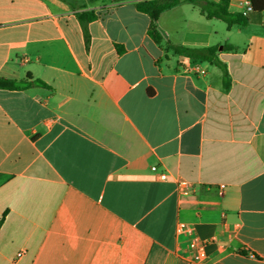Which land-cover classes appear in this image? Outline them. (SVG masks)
<instances>
[{"label": "crops", "instance_id": "1", "mask_svg": "<svg viewBox=\"0 0 264 264\" xmlns=\"http://www.w3.org/2000/svg\"><path fill=\"white\" fill-rule=\"evenodd\" d=\"M219 20L182 2L158 27L219 45L228 89L214 64L167 55L136 0H0V77L28 85L0 89V264H197L179 222L216 239L206 264H264V11Z\"/></svg>", "mask_w": 264, "mask_h": 264}, {"label": "trees", "instance_id": "2", "mask_svg": "<svg viewBox=\"0 0 264 264\" xmlns=\"http://www.w3.org/2000/svg\"><path fill=\"white\" fill-rule=\"evenodd\" d=\"M250 1L253 9L248 14L230 11L226 1L223 3H213L206 0H136V8L139 12L147 14L150 17L148 35L157 45L165 50L167 55L168 53H173L175 55L190 57L192 60L206 61L214 64L221 69L224 87L225 89H228L230 84L229 72L227 65L219 58V45L202 48L176 45L165 38L161 33L158 27V20L164 11L172 9L182 2H190L198 6L201 14L207 19L216 18L224 21L227 25V29L230 31L236 25L247 26L252 15H260L264 11V0ZM77 16L85 29L89 22L97 19V15L93 11L79 12L77 13ZM223 49L231 51L235 50V47L233 45H225L223 46ZM28 78L31 79L32 76L29 74ZM34 81L40 85H47L41 80ZM27 87L28 85L26 84V81L0 77V89L22 90ZM5 216L6 214H4L0 221V227L4 223Z\"/></svg>", "mask_w": 264, "mask_h": 264}, {"label": "built area", "instance_id": "3", "mask_svg": "<svg viewBox=\"0 0 264 264\" xmlns=\"http://www.w3.org/2000/svg\"><path fill=\"white\" fill-rule=\"evenodd\" d=\"M252 5L251 1L246 2V9L245 14L252 11ZM152 170L156 172L158 169L156 166L152 167ZM160 178L162 180L167 179L166 173H160ZM178 186V192L182 195H187L191 192V184L181 179L177 182ZM223 186L220 187L219 192L222 194ZM176 232L179 236L183 235L185 236V241L179 242L177 245V252L179 254L183 255V258L186 260L197 263V264H206L209 260V253L207 251V247L210 243H213L216 241V239H204L201 236H199L196 232L193 226L185 223V222H179L176 228ZM22 253H19L18 256H21Z\"/></svg>", "mask_w": 264, "mask_h": 264}, {"label": "rangeland", "instance_id": "4", "mask_svg": "<svg viewBox=\"0 0 264 264\" xmlns=\"http://www.w3.org/2000/svg\"><path fill=\"white\" fill-rule=\"evenodd\" d=\"M216 24H217L216 25L217 28H220L222 30H223V28H225V22L222 20L217 21Z\"/></svg>", "mask_w": 264, "mask_h": 264}]
</instances>
